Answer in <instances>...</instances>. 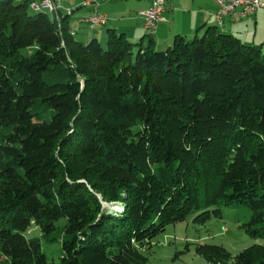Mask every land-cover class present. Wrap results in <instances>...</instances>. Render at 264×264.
<instances>
[{"label": "trees", "instance_id": "1", "mask_svg": "<svg viewBox=\"0 0 264 264\" xmlns=\"http://www.w3.org/2000/svg\"><path fill=\"white\" fill-rule=\"evenodd\" d=\"M30 1L0 0V264H55L42 242L56 264H151L166 227L232 207L263 244L195 254L264 264L261 48L216 27L162 50L114 30L83 44Z\"/></svg>", "mask_w": 264, "mask_h": 264}, {"label": "rangeland", "instance_id": "2", "mask_svg": "<svg viewBox=\"0 0 264 264\" xmlns=\"http://www.w3.org/2000/svg\"><path fill=\"white\" fill-rule=\"evenodd\" d=\"M21 1L22 0H14V4H19ZM127 1H135V0H127ZM57 2L61 5V0H58ZM117 2L120 1H116V3ZM113 3L114 2L108 1L103 4L108 6ZM91 5L92 4H90L89 6ZM80 6L81 7L78 10L74 11L75 8L73 6H68L67 2L64 1L62 3V9L57 13L52 14V16H54L55 18H59L61 16V18L66 19L67 21L66 25H68V27H71L73 29V30L68 29L67 31L68 34L74 36L75 35L74 30H76L77 34L74 36L73 40L86 44L88 41H90V39H86V35L94 34L95 37L97 35H101L103 32L101 28H103L104 25L98 28H89L88 26H84L82 24L83 23L82 20L83 18L86 19L93 12L100 13L102 10H100V12L98 11L92 12L89 11V8H87L88 6H82V5ZM93 6L95 7L98 5L94 4ZM67 9L72 10L70 14H66ZM148 9H150V7ZM146 10H142L141 12ZM112 15L115 14H109L110 17ZM159 24L160 23L156 25V28ZM95 39L98 42H100V45L103 48H105L106 40H101L99 36H97ZM159 47H156L155 49L161 50L163 46H159ZM30 53L31 52L29 50L23 49L20 51V54L18 55L27 56ZM113 209L119 210L118 207H113ZM221 210L223 215L221 219L212 218L204 225H194L192 223L193 216H191L183 223H178L166 227L164 229V232L160 233L153 240H151L150 245L147 246L143 251L144 255L147 257L148 261L151 264H209L200 256L195 254L194 251L195 245L206 244V245L221 246L223 247V249L228 251V253H230L232 256H235L236 254H238V252L242 251L247 247L250 248V246L254 244H263L262 240L251 239L242 231V229H240L239 226L248 219V216L244 214L245 212L243 210V207L222 208ZM40 234L41 233L39 228H37L35 225H32L31 228L28 230L27 235L28 237H39ZM59 245H60L59 243L46 244L42 242V250L47 257V260L55 264L58 263V259H59V252H58Z\"/></svg>", "mask_w": 264, "mask_h": 264}, {"label": "crops", "instance_id": "3", "mask_svg": "<svg viewBox=\"0 0 264 264\" xmlns=\"http://www.w3.org/2000/svg\"><path fill=\"white\" fill-rule=\"evenodd\" d=\"M64 1L68 6H73L74 11L81 7L82 0H61V6ZM108 1L114 3L108 6L103 4ZM116 1L120 2L116 3ZM259 1L264 2V0ZM151 2L152 0H105L99 1L96 4L98 6L94 7L92 4L87 8L92 12L102 10L100 13L107 16V23L101 28L102 34L97 35L101 40H106L107 30H114L116 33L124 34L129 41L137 42L146 36L143 20L138 14L142 10L148 9ZM165 5L164 17L166 21L157 26L155 34L152 36L155 47L163 46L161 50L171 45L177 36L192 40L195 36H201L206 28L216 27L218 31L233 35L244 44L259 46L264 52L263 11H257L241 20L230 16L224 17L222 25L217 27L214 19L217 8L213 0H165ZM109 14L115 15L110 17ZM84 20L85 18H83L82 24L86 26ZM68 29L73 30L71 27ZM74 31L76 35L77 32ZM96 37L94 34L86 35V39L90 40Z\"/></svg>", "mask_w": 264, "mask_h": 264}, {"label": "built area", "instance_id": "4", "mask_svg": "<svg viewBox=\"0 0 264 264\" xmlns=\"http://www.w3.org/2000/svg\"><path fill=\"white\" fill-rule=\"evenodd\" d=\"M58 0H32L29 2L30 10L33 13H46L52 15L62 9ZM82 6L97 4L99 1L105 0H82ZM216 5L214 19L216 26H221L224 17H234L238 19L246 18L253 15L257 11L264 12V2L259 0H213ZM164 0H153L150 9L140 12L144 28L148 36L155 33L156 25L165 22L163 14L165 13ZM71 9L66 10V14L71 13ZM107 17L101 13H92L85 20V25L89 28H98L106 24Z\"/></svg>", "mask_w": 264, "mask_h": 264}, {"label": "water", "instance_id": "5", "mask_svg": "<svg viewBox=\"0 0 264 264\" xmlns=\"http://www.w3.org/2000/svg\"><path fill=\"white\" fill-rule=\"evenodd\" d=\"M103 206H104V207H107V206L105 205V203L103 204Z\"/></svg>", "mask_w": 264, "mask_h": 264}]
</instances>
